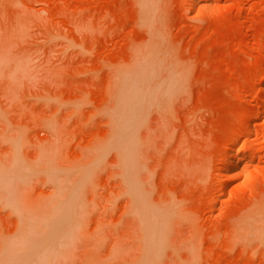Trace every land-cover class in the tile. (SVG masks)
I'll use <instances>...</instances> for the list:
<instances>
[{
  "label": "rangeland",
  "instance_id": "obj_1",
  "mask_svg": "<svg viewBox=\"0 0 264 264\" xmlns=\"http://www.w3.org/2000/svg\"><path fill=\"white\" fill-rule=\"evenodd\" d=\"M0 264H264V0H0Z\"/></svg>",
  "mask_w": 264,
  "mask_h": 264
},
{
  "label": "bare ground",
  "instance_id": "obj_2",
  "mask_svg": "<svg viewBox=\"0 0 264 264\" xmlns=\"http://www.w3.org/2000/svg\"><path fill=\"white\" fill-rule=\"evenodd\" d=\"M235 166H236V162H235V159L232 156L231 159H230V161H229V164H227L228 170L233 169Z\"/></svg>",
  "mask_w": 264,
  "mask_h": 264
}]
</instances>
